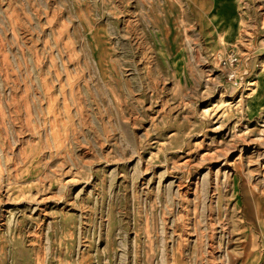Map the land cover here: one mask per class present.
I'll return each mask as SVG.
<instances>
[{"label": "rangeland", "instance_id": "obj_1", "mask_svg": "<svg viewBox=\"0 0 264 264\" xmlns=\"http://www.w3.org/2000/svg\"><path fill=\"white\" fill-rule=\"evenodd\" d=\"M0 264H264V0H0Z\"/></svg>", "mask_w": 264, "mask_h": 264}, {"label": "built area", "instance_id": "obj_2", "mask_svg": "<svg viewBox=\"0 0 264 264\" xmlns=\"http://www.w3.org/2000/svg\"><path fill=\"white\" fill-rule=\"evenodd\" d=\"M226 60H228V59H226ZM229 60H230V62L232 63L233 61L236 60V58H235V57H232V58L230 57Z\"/></svg>", "mask_w": 264, "mask_h": 264}]
</instances>
